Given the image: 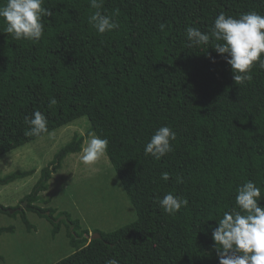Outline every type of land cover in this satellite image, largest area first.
<instances>
[{
  "label": "trees",
  "instance_id": "obj_1",
  "mask_svg": "<svg viewBox=\"0 0 264 264\" xmlns=\"http://www.w3.org/2000/svg\"><path fill=\"white\" fill-rule=\"evenodd\" d=\"M43 7L52 16L42 18L39 42L13 40L0 18V155L86 117L87 133L109 140L106 156L136 217L95 230L99 237L91 239L79 219L38 205L64 158L81 150L79 134L41 168L24 208L0 211L20 215L28 232L34 227L27 212L45 218L52 236L66 224L74 251L53 264H218L209 225L231 210L243 182L264 193V70L254 66L253 79L237 85L216 41L189 48L185 31H208L222 11L264 15V0H105L100 11L119 28L103 35L87 22L96 11L89 0H45ZM34 110L47 117L48 131L25 136L24 118ZM163 125L176 132L173 151L160 160L145 156L144 145ZM33 173L12 172L0 184ZM168 192L189 201L175 216L156 203ZM13 231L0 226V234Z\"/></svg>",
  "mask_w": 264,
  "mask_h": 264
},
{
  "label": "clouds",
  "instance_id": "obj_2",
  "mask_svg": "<svg viewBox=\"0 0 264 264\" xmlns=\"http://www.w3.org/2000/svg\"><path fill=\"white\" fill-rule=\"evenodd\" d=\"M44 2L45 0H6L0 6L3 32L11 35L13 40L39 42L44 34L42 18L52 16L50 8L43 7ZM104 2L105 0H89L90 7L96 11L89 15L87 22L100 35L119 28L114 16L100 11ZM159 28L163 31L165 25L161 23ZM185 36L186 46L189 48L216 41L213 48L230 66L237 85H244L253 79L251 73L254 66L264 70V15L256 11L245 12L238 17L226 15L222 11L214 18L208 31L202 32L189 26ZM210 60L215 63V57H210ZM56 103L54 97L50 98L49 106ZM24 122L28 125L24 131L25 136L39 137L48 131L47 117L39 110H34L31 117L25 116ZM80 135L85 136L82 142L84 145H81L79 152L71 153L82 152L80 162L93 165L106 155L109 144L107 138L94 133L88 134L83 130ZM175 140L176 132L171 127L160 126L144 145V155L160 160L173 151L171 142ZM160 179L168 181L170 174L163 172ZM176 181L183 183V178L177 176ZM234 201L231 210L223 212L221 218L215 220V226L209 225L218 264H264V204L261 203L264 201V193L254 181L248 180L237 187ZM156 203L164 213L175 216L188 206L189 201L168 192L162 198L157 197ZM22 204L25 207L23 199ZM22 204L21 208H24ZM105 264H119V261L110 258Z\"/></svg>",
  "mask_w": 264,
  "mask_h": 264
},
{
  "label": "rangeland",
  "instance_id": "obj_3",
  "mask_svg": "<svg viewBox=\"0 0 264 264\" xmlns=\"http://www.w3.org/2000/svg\"><path fill=\"white\" fill-rule=\"evenodd\" d=\"M88 128V119L81 117L0 155V177L18 170H34L27 177L0 184V207H8V211L21 207L22 199L39 180L41 168L52 161L53 155L74 134L80 135L81 130L87 133ZM81 154L65 157L62 166L52 174L48 190L40 194L42 200L38 205L68 212L72 220L79 219L82 227L90 231V236L98 233L95 230L109 232L132 222L136 217L135 210L107 156L93 165H84L79 159ZM45 199L50 202L46 204ZM26 214L34 227L29 232L20 215L0 211V226L14 227L13 232L0 234V264H53L74 251L66 224L61 225L56 236H52V226L45 218L33 212Z\"/></svg>",
  "mask_w": 264,
  "mask_h": 264
},
{
  "label": "water",
  "instance_id": "obj_4",
  "mask_svg": "<svg viewBox=\"0 0 264 264\" xmlns=\"http://www.w3.org/2000/svg\"><path fill=\"white\" fill-rule=\"evenodd\" d=\"M10 212H12V211L10 210ZM98 237H99V234H98V233H95V234H93V235L91 236V239L98 238Z\"/></svg>",
  "mask_w": 264,
  "mask_h": 264
}]
</instances>
